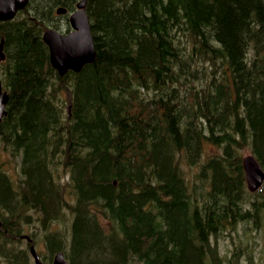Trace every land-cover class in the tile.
Segmentation results:
<instances>
[{
  "label": "trees",
  "instance_id": "trees-1",
  "mask_svg": "<svg viewBox=\"0 0 264 264\" xmlns=\"http://www.w3.org/2000/svg\"><path fill=\"white\" fill-rule=\"evenodd\" d=\"M79 1L0 22V148L20 175L0 171V264H30L26 223L71 264H238L217 243L264 220L241 163L251 147L264 168V0H87L95 60L61 76L43 32Z\"/></svg>",
  "mask_w": 264,
  "mask_h": 264
},
{
  "label": "water",
  "instance_id": "water-1",
  "mask_svg": "<svg viewBox=\"0 0 264 264\" xmlns=\"http://www.w3.org/2000/svg\"><path fill=\"white\" fill-rule=\"evenodd\" d=\"M29 0H0V20L11 19L18 10L24 8ZM78 10L70 15L69 21L72 32L62 34L55 29H47L44 33V40L49 45L52 66L57 69L60 75L66 74L69 70L79 72L87 64L94 61L96 52L93 44L91 24L89 16L85 11L86 0L77 4ZM66 8L57 9L58 14L65 13ZM4 40L0 43V61L4 59ZM9 96L2 91L0 80V123L6 115V104ZM242 165L245 171L247 187L251 192L257 191L264 182V170L256 157L249 154L243 157ZM31 252L39 263V257L34 247ZM54 264H67L63 254H58ZM135 264H141L137 262Z\"/></svg>",
  "mask_w": 264,
  "mask_h": 264
},
{
  "label": "rangeland",
  "instance_id": "rangeland-1",
  "mask_svg": "<svg viewBox=\"0 0 264 264\" xmlns=\"http://www.w3.org/2000/svg\"><path fill=\"white\" fill-rule=\"evenodd\" d=\"M56 7L57 6H55V8ZM55 8L52 14L56 16ZM206 150H208L209 152H216L217 148L209 144L206 146ZM250 153H252V151L249 147L241 151L243 157ZM206 155H208V152L205 153V156ZM17 164V160H13L11 158V155L7 151H5L4 148H0V171L8 172L13 179V176H15V173H17ZM183 168L186 172H189V168L186 165H183ZM196 170L197 166H194L193 170L190 173H194V171ZM251 200H255V198L251 197ZM5 216L6 215L2 214V218H0V221L4 220ZM67 223L68 218H66V220H58L56 224H53L52 228L62 229L64 226L66 228ZM26 224L23 230L24 233L28 234L30 231L34 230V232L37 234L36 242L34 243L35 248L39 253H41V255H46V252L44 250L45 246L43 244V241L41 240L42 233L39 231L41 230V228L37 227V229H32V226ZM8 226L12 229L11 224H8ZM9 227L7 229V235H5L8 239V242L10 241L11 237L10 235H8V230L10 229ZM18 245L21 246V248L23 246L26 247L27 242L25 239H23V242H20ZM217 246L222 257H234L238 264H264V220L262 219L258 223V225L254 220H251L249 222H238L235 227H229L225 229L218 237ZM30 264H34L31 255Z\"/></svg>",
  "mask_w": 264,
  "mask_h": 264
},
{
  "label": "flooded vegetation",
  "instance_id": "flooded-vegetation-1",
  "mask_svg": "<svg viewBox=\"0 0 264 264\" xmlns=\"http://www.w3.org/2000/svg\"><path fill=\"white\" fill-rule=\"evenodd\" d=\"M3 60L0 62V65H2L3 64ZM3 221L4 220H1L0 221V229H2L3 227H4V224H3ZM7 229V228H6ZM5 229V230H6ZM7 231V230H6ZM45 250V252H46V255H41V253H40V264H54V257H55V255L58 253V252H56V253H54V254H52V255H49V252L47 253V249H44ZM60 252V251H59ZM63 253H64V255H65V258H68V256H67V254H66V252H64V251H62ZM69 259V258H68ZM69 263V262H68ZM71 264V263H70Z\"/></svg>",
  "mask_w": 264,
  "mask_h": 264
},
{
  "label": "bare ground",
  "instance_id": "bare-ground-1",
  "mask_svg": "<svg viewBox=\"0 0 264 264\" xmlns=\"http://www.w3.org/2000/svg\"><path fill=\"white\" fill-rule=\"evenodd\" d=\"M93 44H94V42H93ZM94 48H95V44H94ZM95 52H96V49H95Z\"/></svg>",
  "mask_w": 264,
  "mask_h": 264
}]
</instances>
